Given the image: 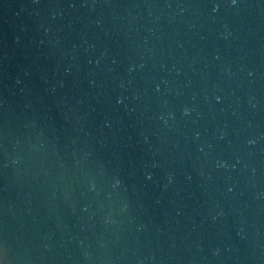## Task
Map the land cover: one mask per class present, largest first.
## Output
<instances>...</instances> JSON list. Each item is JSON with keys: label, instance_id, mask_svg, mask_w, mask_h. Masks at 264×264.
Returning <instances> with one entry per match:
<instances>
[{"label": "water", "instance_id": "obj_1", "mask_svg": "<svg viewBox=\"0 0 264 264\" xmlns=\"http://www.w3.org/2000/svg\"><path fill=\"white\" fill-rule=\"evenodd\" d=\"M0 264H264V0H0Z\"/></svg>", "mask_w": 264, "mask_h": 264}]
</instances>
